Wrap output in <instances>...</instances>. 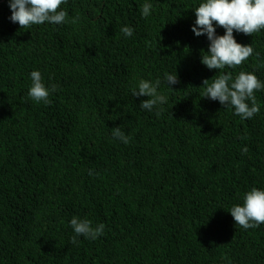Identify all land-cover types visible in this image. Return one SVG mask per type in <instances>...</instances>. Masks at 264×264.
<instances>
[{
	"label": "trees",
	"instance_id": "trees-1",
	"mask_svg": "<svg viewBox=\"0 0 264 264\" xmlns=\"http://www.w3.org/2000/svg\"><path fill=\"white\" fill-rule=\"evenodd\" d=\"M203 2L66 0V22L20 28L0 0V264H264V224L229 214L264 190V88L250 119L203 97L220 74L264 85V29L234 31L252 56L209 70L207 36L191 31ZM33 71L50 103L28 96ZM140 80H159L168 102L141 109ZM73 217L103 235L73 244Z\"/></svg>",
	"mask_w": 264,
	"mask_h": 264
},
{
	"label": "clouds",
	"instance_id": "clouds-1",
	"mask_svg": "<svg viewBox=\"0 0 264 264\" xmlns=\"http://www.w3.org/2000/svg\"><path fill=\"white\" fill-rule=\"evenodd\" d=\"M66 0H9L11 11L10 21L17 23L20 28H28L32 25H40L45 22L50 24H62L66 22L67 13L60 10V6ZM152 5L145 3L142 5L141 15L147 17ZM195 24L191 31L196 37L206 35L209 41L207 53L201 57V63L209 70H220L226 66L233 68L239 66L253 54V47L241 45L234 39L233 32L243 33L251 36L253 33L264 29V0H204L195 10ZM79 17L71 22L76 23ZM215 24L224 29L223 36H217ZM121 32L130 37L133 29L123 27ZM31 76V86L28 96L35 102L50 103L48 100L49 89L45 87L40 72L33 71ZM167 86L179 83L176 73L166 74ZM160 81L155 84L140 80L136 89L132 91L133 97H147L148 99L140 103V108L151 111L157 105L168 102V98L158 94L157 88ZM205 91L203 97L213 101H219L221 105H231L235 114L242 119H250L260 111L254 91L264 88L261 81L253 73L241 71L233 80L230 73L220 74L209 83L203 81ZM51 91H56L53 85ZM250 102V104H249ZM251 105V106H250ZM163 112V108L157 111V115ZM112 136L127 144L130 140L120 126L112 128ZM246 151V149H245ZM91 174V172L89 173ZM235 224L247 230L256 228L264 224V190L252 188L243 198V205H235L229 213ZM74 236L72 243L77 244V237L83 236L86 239H97L103 235L104 224L96 227L88 219L73 217L70 221Z\"/></svg>",
	"mask_w": 264,
	"mask_h": 264
}]
</instances>
